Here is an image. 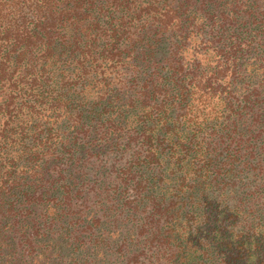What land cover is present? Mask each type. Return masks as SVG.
Instances as JSON below:
<instances>
[{"label":"trees","instance_id":"1","mask_svg":"<svg viewBox=\"0 0 264 264\" xmlns=\"http://www.w3.org/2000/svg\"><path fill=\"white\" fill-rule=\"evenodd\" d=\"M0 264H264V0H0Z\"/></svg>","mask_w":264,"mask_h":264}]
</instances>
